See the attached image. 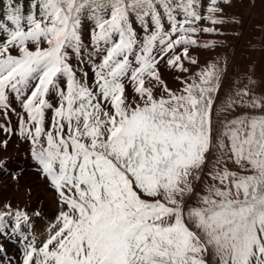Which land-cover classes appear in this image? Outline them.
Segmentation results:
<instances>
[{
	"label": "snow or ice",
	"instance_id": "1",
	"mask_svg": "<svg viewBox=\"0 0 264 264\" xmlns=\"http://www.w3.org/2000/svg\"><path fill=\"white\" fill-rule=\"evenodd\" d=\"M0 3V133L17 134L7 124L17 115L19 136L63 206L56 230L41 247L29 244L22 264H209V255L264 264V115L224 124L230 157L248 174L215 171L201 206L188 207L214 143L223 69L178 76L175 91L160 72L164 62L187 73L185 61L198 63L190 48L215 47L197 37L225 22L221 0H30L27 12L19 0ZM85 15L94 22L91 84L70 56L86 51ZM237 105L264 112V97L245 88L225 106Z\"/></svg>",
	"mask_w": 264,
	"mask_h": 264
},
{
	"label": "rangeland",
	"instance_id": "2",
	"mask_svg": "<svg viewBox=\"0 0 264 264\" xmlns=\"http://www.w3.org/2000/svg\"><path fill=\"white\" fill-rule=\"evenodd\" d=\"M24 3H26V1H24L22 4ZM29 3L30 2L24 4L25 12L28 11ZM202 3L206 4L207 0H202ZM221 7L224 9L221 18L225 22L215 26L217 29L216 34H205L201 32L197 37L201 44L215 42V47H197L198 49L192 47L193 49L190 50L189 55L196 59L198 63L194 65V68L193 65L189 66L190 68L188 67L190 72H187L188 76L183 72H180L184 74L181 77L193 76L207 65L213 63L217 64L223 69L220 81L221 88L218 93V100L215 104L216 113L213 120L215 130L214 143L210 149V152L208 153L209 156L206 160V164L200 172V180L193 181L195 195L188 200V207L201 206L199 204V197L206 195L207 189L212 184L217 183L211 180V174L215 171L227 168L230 171L237 172L239 175L248 174L242 171L240 167L234 162V159L230 157V153L227 148L228 141L223 136L224 124L230 119L242 118L244 116L252 117L264 115V112L259 109H251L239 105L228 109L225 106L229 99H236V93L238 91L244 90L245 88H249L251 90L253 97H264V0H230V3L227 4H224L223 0H221ZM250 8H254V14L252 17L246 12ZM3 10L4 6L2 10L0 9V13H2ZM202 14H206L204 9H202ZM130 22L132 23L133 28L137 32L138 36H142L143 33H139L142 29V26L137 20L135 14L130 16ZM200 24L203 27H212V25L206 21H201ZM93 26L94 22L89 16H82L80 33L82 41L86 46V51L82 53V56H79L81 59L80 64L74 63L72 61L73 56L70 54L71 63L74 64V67L76 65L75 70L77 68L78 72L82 71L83 73L86 71L87 73H90L91 81L89 80V84H91L94 79L91 66L86 63L88 52L91 51L90 30L93 28ZM31 47L34 48V46ZM193 51L195 52L194 55ZM184 63L186 64L188 62L185 61ZM160 71L162 78L165 79V82L171 89L175 91L181 88L180 82L176 79L177 77L174 76L175 73H172V69L169 67L167 68L164 62L161 63ZM176 73L179 72L177 71ZM126 93L130 99L133 97L132 95L135 94L131 86L126 89ZM156 94L159 95L162 93L157 90ZM49 119H51V117H46V121H49ZM15 137L16 139H19V142L22 141L21 143H24L23 145H26L24 146L25 148L27 147V144H29L27 140L18 136V132ZM221 140H223L225 144V148L223 149L219 147ZM29 149H31V147ZM20 155L21 157H18L16 160L9 159V161L11 160L16 165V167H19L22 171L25 169V159L22 157L24 155L23 152H20ZM1 161H4V159L2 158ZM32 168L33 167H31L30 170L34 172ZM11 177L13 179V176ZM43 184L49 185L47 181L43 182ZM217 186L219 185L217 184ZM17 206L18 205L11 207L15 211L9 210V213H0L6 214V217H9L15 214L14 212L20 211L30 215L32 214L37 219L41 217L39 212H35L33 214V212L27 210L26 207ZM53 206L55 207L57 205ZM61 206L62 205H58L55 207V209L61 211L63 207ZM36 213H39V215L37 216ZM9 221L12 222V220H6V222ZM29 224L30 225L28 226H31V224H34V221L33 223L29 222ZM42 226L44 227V223ZM45 226H47V224H45ZM50 226H52V224H50ZM48 230H50L49 234H51L56 229L53 227V229L49 228ZM2 236L5 237L4 235ZM36 236L38 237V235ZM0 241L3 240L0 239ZM207 259L209 264H219L218 258L215 255H209Z\"/></svg>",
	"mask_w": 264,
	"mask_h": 264
},
{
	"label": "bare ground",
	"instance_id": "3",
	"mask_svg": "<svg viewBox=\"0 0 264 264\" xmlns=\"http://www.w3.org/2000/svg\"><path fill=\"white\" fill-rule=\"evenodd\" d=\"M21 3L26 1V3L30 2L29 0H19ZM24 3V4H26ZM2 5V6H1ZM0 9H3V6L6 7V4L0 3ZM247 14L252 17L254 14V8H250L247 11ZM195 52L193 51V55ZM80 66V65H79ZM186 67L191 66V64L186 63ZM190 68V67H189ZM194 68V65H193ZM77 70V68H76ZM161 72V71H160ZM177 71L172 69V73H175L174 76L181 77L182 75L187 73H176ZM171 73V72H170ZM190 73V72H189ZM192 73V72H191ZM77 75L81 76L82 71L78 72ZM174 78V77H173ZM88 82L91 81L90 73L88 72ZM175 81V80H174ZM177 81V80H176ZM133 94L132 96H134ZM50 99L53 104L58 102V97L54 94H49ZM17 107V112H19V105ZM46 117H51V112L46 114ZM4 118L0 116V122H4ZM17 117H12V119L9 120L8 125L10 127L18 130L17 127ZM18 132V131H17ZM17 135V134H16ZM15 135H12L9 137L8 133H0V140L8 139V145L6 148H0V161L2 158L6 163L3 165L2 168H0V212H10L15 211L11 207H14L15 205L26 207L27 210L33 212H39L41 214V217L37 219L35 216H33L34 224H31V227L33 229V233L35 235H38L41 241L47 239L49 237L50 230L49 228L53 229V226H50V224H54L56 221V217L59 216L60 211L55 209L58 205H61L59 202V196L58 193L51 187L50 183L49 185L43 184V182H46L45 180H41L35 172H32L31 167L38 164L33 163L29 159L25 160V169L22 170L21 174H19L16 179H12L10 176L11 172L17 171L16 165L9 159H17L18 157H21L20 152H26L30 151V145L27 144V147L25 148L21 142H19V139H16ZM207 154V158H208ZM20 159V158H19ZM22 160V159H21ZM24 164V163H23ZM18 165V164H17ZM20 166V164H19ZM23 166V165H22ZM39 167V166H38ZM33 169V168H32ZM5 179V180H4ZM6 205H11L10 209L6 207ZM57 205V206H53ZM17 206V207H18ZM62 207V206H61ZM59 209V208H58ZM10 210V211H9ZM1 214V213H0ZM31 222V221H30ZM7 223V225H6ZM44 223V227L42 224ZM11 222H4V230L7 231L8 237H3L1 231H0V239L3 241H0V247L5 248L8 258L2 259V263L4 264H21V251H23V246L26 243V240L28 243L34 242V239H24L25 235L24 233H21L20 236H13L10 235V226ZM47 224V226H45ZM26 228H28V225L26 224ZM56 229V228H54ZM25 231V229H23ZM45 234V235H44ZM10 235V236H9ZM5 236V235H4ZM24 236V237H23Z\"/></svg>",
	"mask_w": 264,
	"mask_h": 264
}]
</instances>
